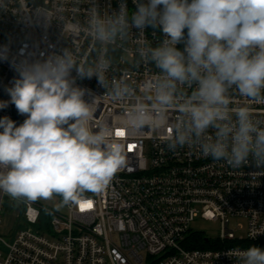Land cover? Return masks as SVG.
I'll use <instances>...</instances> for the list:
<instances>
[{
    "label": "clouds",
    "instance_id": "1",
    "mask_svg": "<svg viewBox=\"0 0 264 264\" xmlns=\"http://www.w3.org/2000/svg\"><path fill=\"white\" fill-rule=\"evenodd\" d=\"M16 2L15 11L27 9L28 0ZM85 2L44 0L37 9L73 42L22 62L6 89L10 101H0L27 114L19 126L0 118V193L15 206L59 197L44 209L50 215L91 202L86 194L102 193L127 164L125 133L161 134L169 152L187 148L233 169L250 158L264 168V0H133L131 14L124 3L110 15L91 7L82 21ZM147 27L163 39L154 45ZM73 69L97 77L105 93L85 100ZM232 255L237 264H264L256 245Z\"/></svg>",
    "mask_w": 264,
    "mask_h": 264
},
{
    "label": "built area",
    "instance_id": "2",
    "mask_svg": "<svg viewBox=\"0 0 264 264\" xmlns=\"http://www.w3.org/2000/svg\"><path fill=\"white\" fill-rule=\"evenodd\" d=\"M122 3L129 14L136 11L133 0H86L78 18L86 19L91 7L117 13ZM43 6L44 0H28L27 9L17 12L12 0L0 8V53L6 56L0 59V101H10L6 89L19 78L22 62L44 61L72 46L63 24L37 11ZM131 31L139 35L134 27ZM144 35L154 45L163 39L161 30L151 27ZM71 76L89 102L106 91L95 76L81 79L75 69ZM3 117L19 126L27 114L9 103L0 109ZM121 139L128 146L127 164L102 193L86 194L90 208L65 206L50 215L44 211L48 207L22 203V227L9 239L0 234V264H237L235 250L264 249V168L251 158L233 169L187 148L169 152L161 134L125 133ZM6 197L0 193V229ZM197 217L221 222L217 243L203 234L210 248L192 247L193 235L202 234L191 230ZM232 219L245 223L231 228Z\"/></svg>",
    "mask_w": 264,
    "mask_h": 264
},
{
    "label": "rangeland",
    "instance_id": "3",
    "mask_svg": "<svg viewBox=\"0 0 264 264\" xmlns=\"http://www.w3.org/2000/svg\"><path fill=\"white\" fill-rule=\"evenodd\" d=\"M59 199V197H55L52 201H38L36 203L51 209L54 204L59 203ZM22 207V204L15 206L10 198H5L3 207V224L0 229V234L4 238L9 239L10 237H13L16 231L22 227ZM61 210H64V207ZM244 223V219H232L230 227L238 229L239 225ZM191 230L193 232L204 234L206 238H209L211 243H217L222 233V225L220 221L197 217L191 225Z\"/></svg>",
    "mask_w": 264,
    "mask_h": 264
},
{
    "label": "trees",
    "instance_id": "4",
    "mask_svg": "<svg viewBox=\"0 0 264 264\" xmlns=\"http://www.w3.org/2000/svg\"><path fill=\"white\" fill-rule=\"evenodd\" d=\"M194 244L192 247H200V248H210L212 245L210 242H207L203 234H195L193 235Z\"/></svg>",
    "mask_w": 264,
    "mask_h": 264
},
{
    "label": "snow or ice",
    "instance_id": "5",
    "mask_svg": "<svg viewBox=\"0 0 264 264\" xmlns=\"http://www.w3.org/2000/svg\"><path fill=\"white\" fill-rule=\"evenodd\" d=\"M120 135H123V133H119ZM81 209H85V208H90L92 205H91V202H84V203H81Z\"/></svg>",
    "mask_w": 264,
    "mask_h": 264
}]
</instances>
